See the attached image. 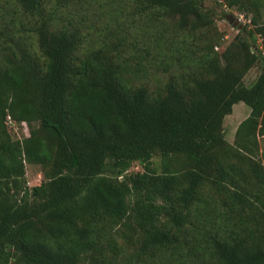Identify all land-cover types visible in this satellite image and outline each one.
I'll use <instances>...</instances> for the list:
<instances>
[{
  "label": "trees",
  "instance_id": "obj_1",
  "mask_svg": "<svg viewBox=\"0 0 264 264\" xmlns=\"http://www.w3.org/2000/svg\"><path fill=\"white\" fill-rule=\"evenodd\" d=\"M143 1L195 34L212 23L201 0ZM225 1L252 14L234 44L218 54L204 33L193 72L151 90L119 53L82 52V32L51 26L45 0H0L21 26L12 17L0 35V264H121V241L134 248L124 264H264V72L244 84L264 18ZM240 103L251 112L229 143ZM9 115L30 138L12 140ZM26 158L45 171L34 187ZM135 162L143 171L130 173Z\"/></svg>",
  "mask_w": 264,
  "mask_h": 264
},
{
  "label": "rangeland",
  "instance_id": "obj_2",
  "mask_svg": "<svg viewBox=\"0 0 264 264\" xmlns=\"http://www.w3.org/2000/svg\"><path fill=\"white\" fill-rule=\"evenodd\" d=\"M245 0V5H259L255 12L264 18V0ZM203 13L209 15L211 24L197 26V32L192 31L191 24H182L178 16L170 15L166 11L151 9L143 0H45L42 17L51 26L66 27L70 30L76 29L83 33L84 42L81 51L93 48H108L111 53H119L121 62L127 69L129 78H134L138 84L149 86L151 90L164 88L170 78L175 74L187 75L193 72V53L203 46L201 36L207 33L215 51L218 54L234 44L239 30L235 21L243 14L238 7H229L225 0H201ZM225 5L229 8L225 9ZM16 19L17 28L19 14L15 15L13 6L4 2L0 3V35L4 36L7 29L12 27V19ZM22 17V16H21ZM23 18V17H22ZM21 20V19H20ZM27 22V20H25ZM244 25L242 22L238 25ZM196 27V26H192ZM21 34H33L31 30L22 31ZM32 36V35H31ZM36 42L35 37L27 38ZM184 40V41H183ZM187 42V43H186ZM23 47V46H22ZM36 43L34 48H36ZM24 48V47H23ZM263 43L257 39L254 50H262ZM180 58V66L176 59ZM258 60L245 75L244 84L250 87L264 72V55ZM192 66V67H191ZM250 108L240 103L233 108V113L224 121L225 139L234 143L235 134L240 123L250 115ZM7 130L12 140L24 141L31 137L32 126L27 122L15 120L7 116ZM33 128L39 129L38 122L33 123ZM264 149V140L262 141ZM154 161L159 163L160 158L155 156ZM26 170V182L29 187L39 185L45 178V171L41 165L30 163L24 159ZM143 171V167L135 162L130 173ZM123 249H122V247ZM118 250L112 251L119 256L121 264L128 262L129 254L134 252L128 250L121 241Z\"/></svg>",
  "mask_w": 264,
  "mask_h": 264
},
{
  "label": "built area",
  "instance_id": "obj_3",
  "mask_svg": "<svg viewBox=\"0 0 264 264\" xmlns=\"http://www.w3.org/2000/svg\"><path fill=\"white\" fill-rule=\"evenodd\" d=\"M219 1H220V2H223V0H219ZM225 9H226V10L229 9V8L227 7V5H225ZM238 19H239V21H238L239 23H242V22L247 23V22H249V20H247L243 14H240L239 17H238Z\"/></svg>",
  "mask_w": 264,
  "mask_h": 264
},
{
  "label": "water",
  "instance_id": "obj_4",
  "mask_svg": "<svg viewBox=\"0 0 264 264\" xmlns=\"http://www.w3.org/2000/svg\"><path fill=\"white\" fill-rule=\"evenodd\" d=\"M238 24H239V22H238V21H235V26H236V27L238 26Z\"/></svg>",
  "mask_w": 264,
  "mask_h": 264
}]
</instances>
